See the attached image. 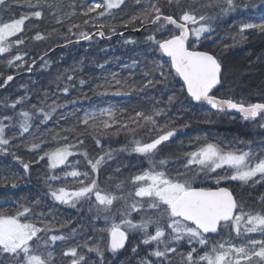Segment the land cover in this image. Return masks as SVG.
Returning <instances> with one entry per match:
<instances>
[{"label":"trees","instance_id":"16d2710c","mask_svg":"<svg viewBox=\"0 0 264 264\" xmlns=\"http://www.w3.org/2000/svg\"><path fill=\"white\" fill-rule=\"evenodd\" d=\"M24 1L26 0H6L0 9V22H10L11 19H18L22 14L33 10L17 5H11L10 11L9 8L6 9V6H9L8 3L16 4ZM67 1L48 0L49 3L59 2L60 4ZM89 2L90 0L77 1V13L72 18L57 24L45 23L52 10L42 9V18L30 17L25 22L23 34L9 38L10 42L23 39L25 43L11 48L10 54H0V86L6 76H16L4 89H0V116H13L21 110H32L33 105L39 108L41 102L49 105L55 101L57 104L64 105V107L57 108L49 121L43 124L40 123L43 117L37 115L30 134L21 137L18 135V129L7 134L9 137L15 136V139L12 140L8 154L0 153V211L14 214L18 203L26 200L28 205H31L39 200L40 205L35 207L34 211L37 214H45L43 223L53 224L56 229L63 226L62 231L41 233V236L44 239H47L49 235L69 237L67 242L57 241L48 249L53 253V264H70L71 257H63L66 248L78 244L83 246L86 242H89L91 246L101 241V238H103L104 247L103 264H140V261L146 257L153 261V264H161L156 257L149 256L157 245L155 243L143 244L144 236L139 230L128 233L129 240L124 248L115 253L107 250L108 234L101 230L109 227L111 219L106 222L103 212L97 217L94 196L91 202L78 203L75 208L54 201L48 195L45 178L53 174L63 176V173L70 171L71 168L61 165L58 169L49 170L47 158L36 163L37 158L45 152L61 147L62 144L58 141L62 137H69L68 143H74L76 138H80L84 140V146L73 149L77 154L70 157L69 162L80 161L78 170L88 171L91 174L90 166L80 153L86 150L90 157L96 158L109 150H115L112 159L106 160L98 173L93 175L98 179L99 187L106 193L122 196L130 191L134 193V188L130 183L131 176L149 168L147 157L130 150L120 151L125 147L131 148L132 134L121 125L128 123L129 117L134 116L135 112L147 113L154 107H163L166 112L164 118L159 119L158 123L164 125L167 121H171L172 126L181 129L174 138L164 142L153 158L156 162L162 159L168 160L169 163L160 169H166L168 175L172 177H175L178 171L185 172L183 165L186 161L183 157L200 146L196 143L197 138H200L201 142L218 143L221 147L231 146L244 151L251 148L254 153L264 152V127H261L264 124V117L254 121L245 120L243 117L218 112L206 105L202 106L191 101L185 92L182 80L173 69H170V61L165 64V71L171 73L168 79L160 77L157 70L155 74L149 76L150 79L156 81L154 86L144 88V71L150 68L154 61L162 62L161 54L154 52L145 39L155 29L151 26L141 27L139 23H128L127 27L123 25L131 16L139 13L145 5L137 6L136 0H126L118 10H113L110 17L97 18L95 13L84 14L85 10L90 7ZM159 2L165 14L174 13L177 18L183 9L195 11L197 14L215 16L212 21L214 31L202 39L201 46L197 48L216 55L221 63L222 82L213 92L215 95L232 97L237 101L244 99L248 103L264 102V33L248 29L244 33L243 42L237 43L233 39V37L238 39L241 22L259 23L258 17L264 14V9L259 7L253 9L251 6H259L262 0H237L239 10L228 15H220L218 8L203 7L208 0H179L178 4L173 2L171 5L168 4V0H159ZM244 5H248L247 10L244 9ZM86 20L89 21L87 24ZM100 24L105 25L103 30L106 36L111 35L109 39L101 40L92 37L91 40L85 42L60 46L67 41L78 39L82 31L90 33L97 30ZM73 25L77 27H73L69 32V28ZM109 26L114 28L115 32H110ZM140 27L141 32L138 35L132 33H126L124 36L116 35L120 31ZM171 30L169 28L164 35L166 36ZM37 32L42 33L45 38L35 40L33 37ZM129 38L136 43L125 44L124 41ZM17 53H27L25 57L27 65L42 54L43 57L33 65L32 73L27 75L23 73L28 69L27 67L17 68L15 65L7 64V61ZM163 61H168V58L163 57ZM109 74L112 79L113 74H116V79L127 81L128 85H136V87L122 89L128 93L127 95L108 97L97 95L98 92L104 91L102 88H96L97 83ZM68 76L73 77L71 82L68 81ZM81 79L86 81L83 86L79 83ZM65 86L69 88L67 94L60 91ZM169 96L175 97L171 105L167 103ZM18 97H25V102L13 111L9 105ZM107 104L123 109L124 115L119 117L118 114L120 123L114 124L106 134H93L90 126L86 128L78 125L83 112ZM184 125L187 127H182ZM74 126L76 131H68ZM129 126L136 129L135 138L143 139L144 142L155 138L157 134L150 131L151 126L142 128H136L133 124ZM57 134H60L59 137ZM95 138L101 140V146L96 145ZM41 140H43L41 150L31 151V143H40ZM12 153L18 155L24 163L30 164L28 173L24 172L19 160L13 159ZM195 171L196 169L187 172L186 177H190ZM217 173L229 176L232 174L231 171L225 173L223 169H218ZM4 177L8 179L5 180ZM14 182L17 185L15 188L12 187ZM52 185L56 188L74 187L75 183L69 177L67 181L52 182ZM117 185L121 187L118 188ZM220 185L228 186L238 204L242 205L246 211L264 208V199H262L264 198V180L259 177L248 183L228 180L222 181ZM195 186L215 187V178L200 176ZM135 199L140 201V198ZM132 202V199L114 201L108 216L119 223L125 218L121 212L129 211L126 206ZM142 203L143 210L132 212L127 218L132 219L133 222H139L142 216L147 218V216L156 214L154 209L147 208L149 203L147 199ZM37 226L43 227V224L37 221ZM73 229L76 230L74 234ZM154 231L155 227L150 225L149 234ZM213 238L216 242L229 239L228 229L225 228L218 234H214ZM170 246L178 250L174 255L170 253L169 257L175 261V264H182V254L188 252V249L183 250L184 241ZM192 247L197 248V245H189L190 249ZM79 251L85 256L88 264H101V258L96 253L89 252L84 247H81ZM206 251V248L202 247L200 253L204 254ZM0 264H14L12 255L0 254ZM163 264H168V261L164 260Z\"/></svg>","mask_w":264,"mask_h":264},{"label":"snow or ice","instance_id":"6c2138e0","mask_svg":"<svg viewBox=\"0 0 264 264\" xmlns=\"http://www.w3.org/2000/svg\"><path fill=\"white\" fill-rule=\"evenodd\" d=\"M125 2L126 0H103V3H93L85 10L84 14L95 13L97 18L110 17L113 10H118ZM173 2L178 4L179 0H168L169 5ZM5 3L6 0H0V9ZM142 4L145 5L142 10L125 21L123 26L127 27L128 23H139L141 27L150 25L155 29L145 39L154 52L161 54L162 62L154 61L152 66L144 71V88L154 86L156 81L150 79L149 76L155 74L157 70L160 77L165 80L168 79L171 73L165 71V64L170 61V69H173L176 75L182 79L183 86L186 88L191 101L202 106H210V109L218 112L236 110L245 120L254 121L264 117V102L248 103L244 99L237 101L232 97L213 94L222 82L221 63L216 55L209 51L197 50V48L201 46L202 39L214 31L212 21L215 16L197 14L195 11L183 9L177 18L174 13L165 14L159 0H136L137 6ZM26 6L33 10L27 14H22L18 19H11L10 22H0V54H10L11 48L25 43L23 39H15L10 42L9 38L23 34L25 22L30 17L42 18V9L53 10L62 5L59 2L49 3L48 0H36L34 4L31 0H26ZM72 7L75 9V4ZM203 7L218 8L220 15H228L239 10L237 0H208ZM251 7L264 9V0L259 6L252 5ZM244 9L247 10L248 5H244ZM53 15H58V13L53 11ZM258 19L259 23L241 22L238 39L233 37L234 41L243 42L244 33L248 29H255L264 33V14ZM57 22L61 21L58 19ZM88 22L85 21L86 24ZM73 27L77 26H71L69 32L72 31ZM104 28L105 25L100 24L96 34L103 37L105 35ZM169 28L172 30L168 31L165 36L164 33ZM109 31L115 32V29L109 26ZM33 38L41 40L45 37L42 33L37 32ZM78 39L91 40L92 34L82 31L79 33ZM124 43L134 44L136 41L129 38ZM26 55L27 53H17L7 61V64L9 66L15 65L17 68L27 67L31 70V65H27L25 62ZM165 56L168 61H163ZM32 63L35 64L36 61L33 60ZM101 67L103 66L101 65ZM115 76L116 74H113L112 81H105V83L97 85V88L104 89L97 95L103 97L127 95L128 93L122 89L136 87V85H128L127 81L116 79ZM72 79V76H68L69 82ZM12 80L13 76L9 75L4 79V84ZM79 83L83 86L86 81L81 79ZM60 91L67 94L69 88L65 86ZM45 95L47 96V93ZM25 99V97H18L9 107L14 111L18 105L25 102ZM174 99L175 97L169 96L167 103L171 105ZM60 107H64V105L57 104L55 101L49 105L41 102L39 108L33 105L32 110H21L19 113H14L13 116H0V153L8 154L10 151L15 136L9 137L7 135L9 132L18 129V135L21 137L30 134L33 121L37 115L43 117L40 121L43 124L49 121L52 114ZM165 112L166 109L163 107H154L147 113L137 111L134 116L129 117L128 123L121 125L122 128L127 129L132 134L133 139L130 149L125 147L120 151L130 150L147 157L149 162L148 169L131 176L130 183L134 188V193L130 191L122 196L106 193L99 187L98 179L93 175L98 173L106 160L112 159L115 150H109L96 158L90 157L86 150L80 153L91 168L90 174L88 171L78 170L80 161L69 162V158L77 154L73 149L83 148L84 140L76 138L74 143H68L69 137H62L58 141L62 144L61 147L45 152L36 161L39 163L47 158L49 170L58 169L61 165L72 169L65 171L63 176L53 174L45 178L48 195L59 204L71 207H76L81 202H91L94 196L97 217L103 212L106 222L111 219L109 227L101 231L107 232V250L113 253L125 246L130 231L139 230L144 236L143 244L155 243L157 245L156 249L149 253V256L156 257L161 261V264L164 260H167L168 264H175L169 254H176L178 249L170 246L171 244H180L186 239L190 246L196 244L207 248L209 240L206 234H218L227 228L229 229V239L213 243L210 251L204 252L203 255H199L198 249L192 247L186 254H182V264H201L204 261L207 264H264V208L246 211L242 205L238 204L227 187H220L222 181L228 180L244 183L253 181L257 177L264 180V152L254 153L251 148L244 151L234 149L231 146L221 147L218 143L201 142L200 138H197L196 143L200 146L196 147V150L186 153L183 157V160L186 161L183 165L185 172L178 171L175 177L169 176L166 171L157 170L165 167L169 161L162 159L156 162L153 159L164 142L170 141L181 131L180 128L172 126L171 121H167L164 125L158 123L159 119L164 118ZM118 114L119 117H122L124 110L112 105L99 107L85 111L83 117L78 120V125H83L86 128L90 126L93 134L103 135L114 124L120 123ZM129 124L135 125L136 128L151 126L150 131L157 134L149 142H144L143 139L135 138L136 129L130 127ZM182 127H187V125ZM261 127H264V124ZM68 131H76V127L74 126ZM59 135L57 134V137ZM33 139L35 140V138ZM42 143L43 140L40 143H31L30 150H41ZM95 143L97 146H101L99 138H95ZM12 155L14 160H19L23 165L24 172L28 173L30 164L24 163L15 153ZM193 169L196 171L190 177H186V173ZM218 169H223L225 173L231 171L232 174L230 176L227 174L219 175ZM200 176L214 177L216 186H195ZM69 177L74 181V187H53L52 182L67 181ZM4 179L7 180L8 177H4ZM13 179L15 178L13 177ZM16 186L14 182L12 187L15 188ZM117 187L120 188L121 185H117ZM135 198H140V201ZM128 199L133 200L130 205L126 206L129 211H122L121 215L125 218L117 223L114 218L108 216V213L111 211L114 201ZM145 199L149 201L147 208L154 209L156 214L147 216V218L142 216L139 222H133L132 219L127 218L132 212L143 210L142 201ZM39 205V200L31 205H28L25 200L17 204L14 214L0 211V254H11L14 264H53V253L48 249L57 241L67 242L69 240V237L65 235H49L47 239L41 236V233L62 231L63 226L56 229L53 224L43 223L45 214H37L34 211L35 207ZM37 221L42 223L43 227H38ZM150 225L155 227L154 233L151 234H149ZM75 231L73 229V234ZM233 232L236 237H242L248 233H259L262 238H245V242L237 245L231 238ZM81 247L96 253L101 258V264H103V238L91 246L89 242H86L83 246L78 244L68 247L63 252V257H71L70 264H88L85 256L80 254ZM140 264H153V261L146 257L140 261Z\"/></svg>","mask_w":264,"mask_h":264},{"label":"rangeland","instance_id":"374dc122","mask_svg":"<svg viewBox=\"0 0 264 264\" xmlns=\"http://www.w3.org/2000/svg\"><path fill=\"white\" fill-rule=\"evenodd\" d=\"M33 4L36 2V1H31ZM52 3V2H51ZM93 3H96L95 1H92L90 4H93ZM9 6H6V9L10 8L11 5H17V6H23V7H26V1L24 2H21V3H8ZM75 4V9H73L72 5ZM62 6L60 8H57V9H53L52 11H50L49 13V19L45 22V23H52V24H57V20L59 19L61 22L67 20V19H70L72 18L78 11V7H77V3L75 0H68L66 3H62L61 4ZM53 11L57 12L58 15H53ZM59 22V23H61ZM7 23V22H5ZM11 38V37H10ZM112 77L111 75H107V76H104L103 77V80L101 82H98L97 85H100V84H103L105 83V81H112ZM97 88V87H96ZM97 89H100V88H97ZM103 89V88H102ZM106 107V106H105ZM98 109V108H97ZM93 110V109H92ZM91 111V110H90ZM84 113L82 114V117H83ZM48 162V160H47ZM72 170V169H71ZM70 170V171H71ZM95 198V197H94ZM75 208V207H74ZM232 239H233V242L236 243L237 245L245 242V238L246 239H261V235L259 233H248V234H245V236H242V237H236V234L233 232L232 234ZM241 238V239H239ZM185 241L187 242V240L185 239ZM237 241V242H236ZM198 248H200L201 246L197 245ZM203 255V254H201ZM206 264L207 262L204 261Z\"/></svg>","mask_w":264,"mask_h":264},{"label":"water","instance_id":"95a60500","mask_svg":"<svg viewBox=\"0 0 264 264\" xmlns=\"http://www.w3.org/2000/svg\"><path fill=\"white\" fill-rule=\"evenodd\" d=\"M98 30V29H97ZM97 30H94V31H92L90 34H92V37H97V38H100L101 40L102 39H106V38H110L111 36H103V37H100L99 35H97L96 33H97ZM128 32H130V33H133V34H136V35H138L139 33H140V28H137V29H130V30H123V31H121V32H119V33H117V35L118 36H124L126 33H128ZM121 34H123V35H121ZM85 40H81V39H74V40H71V41H68V42H65V43H63L62 44V46L64 47V46H67V45H69V44H71L72 42L73 43H80V42H84ZM201 51V50H200ZM43 56L41 55L39 58H38V60H40L41 58H42ZM38 60H36V61H38ZM31 65V70H27V71H25V73L26 74H31L32 73V67H33V63L32 64H30ZM9 76V75H8ZM13 76V79H14V75H12ZM7 77V76H6ZM6 77H5V79H6ZM11 81H9L7 84H2L1 86H0V88H5L9 83H10ZM185 90H186V88H185ZM186 93H187V91H186ZM196 103V102H195ZM254 103H257V102H254ZM198 104V103H197ZM208 107H210V106H208ZM225 112H228V113H230V114H234V115H236V116H242L238 111H236V110H226ZM198 187V186H197ZM220 187H227V186H220ZM228 188V187H227ZM229 190H230V188H228ZM231 191V190H230ZM232 192V191H231ZM232 195H233V193H232ZM233 197H234V195H233ZM235 198V197H234ZM214 233H212V234H206V235H213ZM127 241H128V238H127V240H126V242H125V245H126V243H127Z\"/></svg>","mask_w":264,"mask_h":264},{"label":"bare ground","instance_id":"6f19581e","mask_svg":"<svg viewBox=\"0 0 264 264\" xmlns=\"http://www.w3.org/2000/svg\"><path fill=\"white\" fill-rule=\"evenodd\" d=\"M141 32V31H140ZM92 66V65H91ZM32 69H33V67H32ZM121 70V69H120ZM92 72V71H91ZM251 101V100H250ZM256 101V100H255ZM145 104V103H144ZM183 113V112H182ZM177 116V115H176ZM102 152V151H101ZM170 152V151H169Z\"/></svg>","mask_w":264,"mask_h":264}]
</instances>
